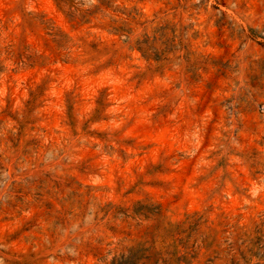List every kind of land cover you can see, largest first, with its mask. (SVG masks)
I'll return each mask as SVG.
<instances>
[{
  "label": "rangeland",
  "instance_id": "obj_1",
  "mask_svg": "<svg viewBox=\"0 0 264 264\" xmlns=\"http://www.w3.org/2000/svg\"><path fill=\"white\" fill-rule=\"evenodd\" d=\"M0 264H264V0H0Z\"/></svg>",
  "mask_w": 264,
  "mask_h": 264
}]
</instances>
